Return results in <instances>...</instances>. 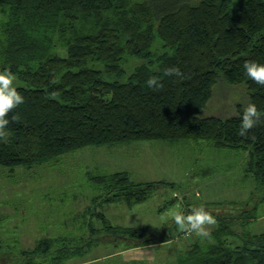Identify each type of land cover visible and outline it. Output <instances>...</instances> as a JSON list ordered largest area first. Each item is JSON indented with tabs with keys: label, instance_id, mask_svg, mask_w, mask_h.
Here are the masks:
<instances>
[{
	"label": "trees",
	"instance_id": "16d2710c",
	"mask_svg": "<svg viewBox=\"0 0 264 264\" xmlns=\"http://www.w3.org/2000/svg\"><path fill=\"white\" fill-rule=\"evenodd\" d=\"M0 7L8 13L0 21V71L16 74L24 97L0 138V166L44 164L92 145L204 139L248 150L245 172L264 191V86L244 69L246 61L264 64V0H0ZM172 67L183 76L165 75ZM153 76L163 87L148 86ZM220 79L245 84L261 112L245 137L238 134L243 109L199 115ZM90 181L102 192L97 207H133L166 184L136 182L127 171L91 174ZM241 210L218 213L214 241L194 243L176 264H264V232L246 229L257 207ZM97 216L102 227L90 223L88 232L43 238L31 249L0 240V264H66L99 242L132 249L170 240L163 226L151 231Z\"/></svg>",
	"mask_w": 264,
	"mask_h": 264
},
{
	"label": "rangeland",
	"instance_id": "374dc122",
	"mask_svg": "<svg viewBox=\"0 0 264 264\" xmlns=\"http://www.w3.org/2000/svg\"><path fill=\"white\" fill-rule=\"evenodd\" d=\"M7 18L6 8L0 7V21ZM2 39L0 26V44ZM15 84L22 82L17 79ZM249 103L245 84L220 79L199 115L228 117ZM248 159L246 149L217 148L204 139L140 140L86 146L44 164L0 166V240L16 245V250L31 249L43 238L88 232L90 223L102 227L97 216L102 211L115 225L151 231L163 226L170 240L165 242L168 244L144 246L147 250L140 254L125 252L123 256L120 251L129 250L126 244L99 242L68 264H176L181 251L194 243L214 241L211 236L197 237L178 230L171 218L177 210L187 212L203 205L216 218L218 213L239 214L245 206H256L258 217L246 229L264 232V191L253 175L246 174ZM118 171L129 172L136 182L166 184L133 207L123 202L97 207L102 192L92 184L90 175ZM216 227L217 223L211 233ZM233 240L240 242L235 237ZM136 257L143 261L130 260Z\"/></svg>",
	"mask_w": 264,
	"mask_h": 264
},
{
	"label": "clouds",
	"instance_id": "9594fccd",
	"mask_svg": "<svg viewBox=\"0 0 264 264\" xmlns=\"http://www.w3.org/2000/svg\"><path fill=\"white\" fill-rule=\"evenodd\" d=\"M246 75L259 85L264 86V64L256 61H246L244 64ZM168 76L182 77L183 73L178 67L168 68L165 72ZM17 76L10 69L0 71V138L6 136V127L9 124V113H11L20 104L24 103V97L17 90L15 81ZM52 84L58 83L56 79L51 81ZM150 88L158 89L163 85L153 76L147 81ZM56 92L50 94L55 98ZM18 114L11 116L12 121H19ZM261 122V112L255 103H249L243 111L239 135L247 136L248 132ZM255 139V137H252ZM172 220L177 225L178 230L187 233H194L197 237L210 238L211 228L217 223L215 216L203 205L192 207L187 212L177 210L172 213Z\"/></svg>",
	"mask_w": 264,
	"mask_h": 264
},
{
	"label": "crops",
	"instance_id": "0c3cea01",
	"mask_svg": "<svg viewBox=\"0 0 264 264\" xmlns=\"http://www.w3.org/2000/svg\"><path fill=\"white\" fill-rule=\"evenodd\" d=\"M165 244H168V243H165ZM146 248V247H145ZM147 249H143V248H132V249H129V250H126V251H120V254L122 253V256H123V253L125 254V252L126 253H128V254H130V253H141V252H143V251H146ZM136 256H138V255H136ZM149 258V257H148ZM151 258V257H150ZM137 259H139L138 257H136V258H132V259H130L131 261H135V260H137ZM131 261H128V262H131ZM141 262V261H143V260H141V259H139L138 260V262ZM69 262H67L66 264H68Z\"/></svg>",
	"mask_w": 264,
	"mask_h": 264
}]
</instances>
